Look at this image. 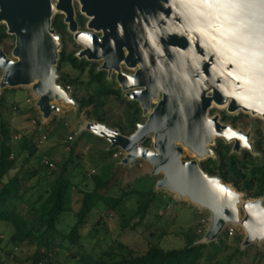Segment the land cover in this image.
I'll list each match as a JSON object with an SVG mask.
<instances>
[{
	"label": "water",
	"instance_id": "95a60500",
	"mask_svg": "<svg viewBox=\"0 0 264 264\" xmlns=\"http://www.w3.org/2000/svg\"><path fill=\"white\" fill-rule=\"evenodd\" d=\"M77 1L91 18L87 29L102 33L98 38L77 32L71 0H58L56 9L66 14L74 40L85 46L78 57L105 59L101 70H115L121 91L144 88L126 95L140 103L143 113L151 99L162 95L147 121L129 137L98 123L83 129L105 139L109 150L122 149L124 164L149 163L152 175H163L156 184L159 189L208 210L211 223L204 240L216 242L227 226L240 225L246 236L243 247L264 242L263 201L244 203L241 220L240 195L204 173L198 162L182 161L183 149L177 146L183 144L197 158L213 155L209 146L216 137L235 143V150L252 148L248 135L222 125L217 117L210 119L208 110L215 103L227 106L230 114L242 110L264 119V0ZM54 10L50 0H0V24L15 38L16 58L8 59L0 48V87H30L44 122L59 111L53 102L76 108L56 83L60 38L51 28ZM120 64L139 67L132 76L135 85L123 83L132 77L121 72ZM151 135L153 150L142 147Z\"/></svg>",
	"mask_w": 264,
	"mask_h": 264
},
{
	"label": "trees",
	"instance_id": "16d2710c",
	"mask_svg": "<svg viewBox=\"0 0 264 264\" xmlns=\"http://www.w3.org/2000/svg\"><path fill=\"white\" fill-rule=\"evenodd\" d=\"M80 24L78 22L79 26ZM8 38L10 36L7 34L6 26L0 24V48ZM70 40L73 41L72 37ZM66 67L70 68L74 75L65 73L63 70ZM55 70L57 85L70 86L73 89L70 98L73 100L78 114L84 113L86 120L95 121L107 128L117 129L125 137L131 136L136 131V127L141 124L139 119L143 112L141 108L137 107V103L127 101L121 89H115L111 85L110 76L102 71L97 63L78 59L76 52L69 50L63 38L60 42ZM94 88L97 91L91 95L90 90ZM111 101L119 104L118 109L125 107L124 112L127 114L129 130L120 121L110 124L107 116L113 110L109 106ZM3 108H6L5 97L1 95L0 119ZM241 117L242 115L233 117L232 125L235 126ZM32 120L35 121V125L27 131H12L7 121L0 120V222L11 229L5 245L0 238L1 252L9 246H13L15 250L33 247L34 252L30 264H55L54 256L57 255L58 249L73 251V257L79 258L74 264H200L203 251L208 249L209 260L206 264H230L232 256L226 261L217 260V257L228 246L226 239L229 238L226 230L223 236L208 246L197 244L201 237L191 229L187 233H183L185 246L182 249L164 250L159 244L151 242L147 244L146 249L140 247L134 249L116 241L118 254L112 247L109 250L101 251L93 246L90 249L91 253L87 252L84 245L86 237L82 232L88 224L92 211L99 209L101 203L111 212H115L121 206L123 199L129 195L125 192L118 198L106 195L105 191L111 184V175H108L107 178L106 176L91 177L93 188L81 192L82 197L78 210L72 214L73 225L68 233H59L58 225L71 213L68 205L70 192L73 188V172L81 166L80 163L74 162L73 157L77 156L78 159L80 157L75 155L77 148L75 144L70 148L69 158L61 164L51 158L48 152L39 153L42 146L38 143L40 137L45 136L46 139H50L54 136V128L56 124H59V120L54 118L52 123L46 126L35 118ZM227 120L230 119L223 116V121ZM255 151L260 155L261 164L258 165L254 161L249 163L251 165L250 177L241 174L240 162L235 157H230L228 167H222L220 170H216L217 163H214V167L211 169L200 165V169L210 177H218L224 184H232L238 191L248 192L249 198L263 199L264 202V138L257 142ZM110 154L106 151L102 153L103 156H111ZM44 158L54 165L53 169L44 165ZM33 159L38 163L35 168L37 176H32L31 172L26 171L22 177H19L18 171H21ZM13 171L16 173L10 176ZM31 179L32 182L29 181ZM243 179L245 181L241 186L240 181ZM254 188H256L255 191H253ZM133 193L138 195L140 200L129 220L121 217L122 231H135L138 227L146 224L145 222L151 216L155 220L158 219L156 215L151 214V209L155 201L161 200L160 197L152 190ZM134 220H136L135 224L131 225ZM99 222H101L100 219ZM91 236L88 234V237ZM234 240L238 245L235 249V256H244L246 251L239 248L240 239L234 238ZM63 244L66 247H63ZM3 246L5 247L3 248ZM96 251L99 252L96 253ZM11 255H13L12 251L5 252L6 258ZM0 264H3L1 258Z\"/></svg>",
	"mask_w": 264,
	"mask_h": 264
},
{
	"label": "rangeland",
	"instance_id": "374dc122",
	"mask_svg": "<svg viewBox=\"0 0 264 264\" xmlns=\"http://www.w3.org/2000/svg\"><path fill=\"white\" fill-rule=\"evenodd\" d=\"M53 5L57 4V0H50ZM75 18L77 17V10L80 9V4L77 1L73 3ZM64 15L60 12H55L51 19V28L54 30L56 35L64 38L66 30H64L63 23ZM83 26L87 25L89 18L85 17L81 19ZM66 25V24H65ZM74 34V33H73ZM72 34V35H73ZM101 35V33H97ZM69 50H74L78 54L84 49L81 44L77 42H70L68 39L65 40ZM15 47V38L10 36L5 40L4 45L1 47L8 59L16 61L13 57L12 51ZM92 62V61H91ZM100 67L103 61H94ZM121 72L127 75H134L138 68L129 69L124 64L121 65ZM65 73L72 74L70 68L66 67L63 70ZM107 72V71H106ZM108 73V72H107ZM111 85L116 89H121V84L117 80V75L115 72L108 73ZM3 76V71L0 70V81ZM85 78V76H83ZM139 90L133 89L128 91H122V94L127 99V94L132 91ZM71 92L67 93L70 97ZM90 94L93 95L97 91L96 88L90 90ZM5 97V107L1 113V119H4L9 124L12 131H23L31 130L33 127L32 119L40 121L44 126L52 123L54 118L59 120V124L55 126V135L41 146V151L39 153H46L50 155L58 164L65 162L69 158V152L71 146L76 145L74 162L80 163V168L76 169L73 174L72 179L73 188L70 192L69 199V209L71 213L65 217L60 225H58V232L66 234L69 232L70 227L73 225V213L78 210L79 202L82 197L81 192L87 191L93 188L91 177L92 176H107L111 175V184L105 191L108 197L118 198L124 192L128 193L122 203L115 212H111L101 203L99 204V209L92 211L89 216L88 224L82 234L86 237L85 239V250L91 253L92 247H96L97 250H109L111 247L118 254V249H116V241L121 244L128 246L130 248L137 249L138 247L146 249L148 243H157L164 250L171 249H182L185 246V238L183 233H187L189 230L193 229L197 235L201 238L197 241L199 245L208 246L211 242L204 240L208 227L211 223V214L208 210L200 209L197 205L193 204L189 200H185L179 197L177 194L173 193L167 189H159L156 184L163 179V175H152V166L145 162L144 160H137L133 164H124L123 159L126 153L120 149L116 148L109 150L110 144L103 138L91 135L83 126L88 123H96L95 121H88L85 118L84 113L78 114L77 108L72 105H66L63 103L53 102L59 111L51 114L47 121H42L41 114L36 108L35 104L38 97L32 92L30 87H16V88H1L0 96ZM27 99L30 103H27ZM161 100V94L157 96L156 99H152L150 102V109L142 114L139 119L140 125H143L153 109ZM139 106L140 103L135 101ZM118 103L109 102V106L113 110L108 114L107 118L112 123H120L129 128L127 114L124 112L125 107L118 109ZM141 106V105H140ZM33 114H32V113ZM242 115L241 119L237 121L236 125L233 126L231 120L225 121L223 124L231 125L237 131L242 132L244 135L249 136L248 143L251 145V149H240L235 150L233 142L225 143L221 138H216L214 142L209 146L213 155L204 158H197L193 153L186 148L183 144L179 143L177 146L183 149V155L181 157L182 161L190 162L196 161L199 166L204 165L207 168L214 167V163H217L216 170H220L222 167H228V159L230 157H235L239 160V169L242 175H247L250 177L249 164L254 161L256 164H261L260 155L255 151L257 142L264 138V119L258 116H253L250 113H245L242 110L237 111L234 114H230L227 111V107L217 108L213 105L208 110L209 118H219L223 120V116L226 117H239ZM34 117V118H33ZM0 119V120H1ZM112 129V128H109ZM117 130V129H112ZM129 130V129H128ZM118 131V130H117ZM119 132V131H118ZM13 133V132H11ZM89 134V135H87ZM73 137L72 141L68 140V137ZM68 141V142H67ZM68 143V144H67ZM75 144V145H74ZM142 147L153 150V136L148 137L146 141L142 144ZM110 152L111 156H103V152ZM113 151V152H112ZM37 161L35 159L24 166L19 177H22L26 171L31 172L32 176H37ZM244 164V166H243ZM17 171V170H16ZM16 171H13L10 176L14 175ZM32 182L33 180H29ZM244 179L240 181V185L243 186ZM232 188L233 191L240 195V217L241 220L244 217L243 204L246 202L256 201L249 198L248 192L238 191L233 187L232 184H226ZM256 188L253 189L255 191ZM152 190L158 197L160 201H155L152 205L151 214L158 217L157 220L153 219L151 216L146 224L138 227L135 231L121 230V217L125 220L129 218L135 212L137 207V202L140 200L138 195L133 192L149 191ZM262 200L263 199H259ZM264 203V202H263ZM264 205V204H263ZM99 219L101 222H99ZM205 221V225L201 222ZM134 220L131 225L135 224ZM98 223V224H97ZM100 223V225H99ZM147 225V227H146ZM231 226H227V230ZM234 234L231 238L226 239L227 249H225L219 257L218 261H226L229 257H233L230 264H264V242L254 243L249 247H243L245 240V232L240 225L233 226ZM11 229L6 224L0 222V238L2 242L5 243L10 236ZM91 234V237H88ZM224 235V234H223ZM222 235V236H223ZM234 238L240 239L239 248L242 251H246L244 256L236 255L235 249L238 246ZM60 240V238H58ZM5 246H3L4 248ZM63 247H66L63 244ZM73 250V249H72ZM71 250V251H72ZM12 251L13 255L6 258L5 252ZM34 248H22L13 249V246H9L4 251H0V258L3 264H30L33 256ZM99 251H96L98 253ZM209 250L205 249L203 251V258L200 260V264H206L209 260L208 255ZM73 251L69 252L67 249H58L56 256H54L55 264H74L78 261V257H73Z\"/></svg>",
	"mask_w": 264,
	"mask_h": 264
},
{
	"label": "flooded vegetation",
	"instance_id": "af4514ba",
	"mask_svg": "<svg viewBox=\"0 0 264 264\" xmlns=\"http://www.w3.org/2000/svg\"><path fill=\"white\" fill-rule=\"evenodd\" d=\"M77 1V0H76ZM78 2V1H77ZM52 3V2H51ZM57 3H58V0H57ZM73 3H74V1L72 2V4H71V7H72V11H73V15H74V20H75V22H76V24H77V32H92V33H94L98 38H100L101 36H102V33L101 32H93V31H90V30H88L87 29V26H88V23H89V21H90V19L91 18H89V17H87L86 16V14H84L83 12H81V5H80V9H78L77 10V12H78V14H77V17L75 18V13H74V8H73ZM78 4H80L79 2H78ZM53 5V4H52ZM57 5V4H56ZM56 5H53V7H54V13L55 12H60L61 14H63L64 15V17L66 18V14L63 12V11H60V10H57L56 9ZM53 13V14H54ZM85 17H87V18H89V21H87V25L84 27L83 26V24H82V20L81 19H83V18H85ZM65 18H64V22H65ZM78 22L79 23H81L80 24V26L78 25ZM66 24V23H65ZM64 23H63V27H64V30H66V33H68L67 31H69V33L68 34H66V36L64 35V38L63 37H61V36H59V35H57V36H59V38H60V42H61V39L63 38V39H68L70 42H77L76 40H74V34L72 33V32H70V30H69V28H68V25L66 24L65 25ZM97 33H101V35H97ZM73 34V35H72ZM72 37V39H73V41H71L70 40V38ZM78 43V42H77ZM78 44H80V43H78ZM123 51H124V55H127V52H126V50L125 49H123ZM76 57L78 58V59H84V60H86V61H88L87 59H86V57L85 56H82V57H78L77 56V54H76ZM95 60H93L92 61V63H95L94 62ZM88 62H91V61H88ZM122 65V64H121ZM121 65H120V67H121ZM99 66V65H98ZM126 66V65H125ZM100 67V66H99ZM127 67V66H126ZM127 68H129V69H134V68H138L139 69V67L138 66H136V67H134V68H131V67H127ZM100 69H101V67H100ZM137 69V70H138ZM102 71H104V70H102ZM106 72V71H105ZM107 73V72H106ZM136 73V72H135ZM108 74V73H107ZM123 74H125V73H123ZM109 75V74H108ZM126 76H133V75H127V74H125ZM111 76V75H110ZM61 87V86H60ZM61 88H63V87H61ZM137 89H139V90H135V91H142V89H144V88H137ZM131 90H133V89H131ZM133 92V91H132ZM160 94V93H159ZM161 97H162V95H161ZM128 99V98H127ZM152 100V99H151ZM150 100V101H151ZM127 101H129L130 102V100L128 99ZM151 103V102H150ZM137 107H139V108H141V110H142V112H143V109H142V107L139 105H137ZM230 120L232 119L231 117H228ZM211 119V118H210ZM227 121H229V120H227ZM239 121V120H238ZM219 122L222 124V125H224L223 123H224V121L223 120H221V119H219ZM223 122V123H222ZM237 123V122H236ZM225 126H230L233 130H235V131H237L236 129H234L231 125H227V123L225 124ZM153 136V135H152ZM217 138H219V137H217ZM234 145H235V143H233Z\"/></svg>",
	"mask_w": 264,
	"mask_h": 264
},
{
	"label": "built area",
	"instance_id": "2783aa9c",
	"mask_svg": "<svg viewBox=\"0 0 264 264\" xmlns=\"http://www.w3.org/2000/svg\"><path fill=\"white\" fill-rule=\"evenodd\" d=\"M66 93H70L71 92V88H70V86H65V87H63L62 88ZM27 103H30V100L29 99H27V101H26ZM32 122V124L33 125H35V121L34 120H32L31 121ZM46 137L45 136H41L40 137V139H39V141H38V143H39V145H43L45 142H46ZM68 140L69 141H72L73 140V137H68ZM11 158H12V156H11ZM43 163H44V165H46V166H48L49 168H51V169H53L54 168V165L52 164V163H50L49 162V160L48 159H43ZM203 225H205V221H203L202 220V222H201ZM234 227L233 226H231V227H229L226 231V233H227V237L228 238H231L232 236H233V234H234V229H233Z\"/></svg>",
	"mask_w": 264,
	"mask_h": 264
},
{
	"label": "bare ground",
	"instance_id": "6f19581e",
	"mask_svg": "<svg viewBox=\"0 0 264 264\" xmlns=\"http://www.w3.org/2000/svg\"><path fill=\"white\" fill-rule=\"evenodd\" d=\"M73 1H76V0H71V4H72V2ZM84 48H85V46L82 44V43H80ZM89 47V46H88ZM89 50H90V48H89ZM93 56H95V54L92 52V49L89 51ZM99 60H101V61H103L104 62V60L105 59H103L102 57L99 59ZM109 61V60H108ZM121 65V64H120ZM111 72H115V70H111ZM132 77V76H131ZM136 80L132 77V78H129V79H127V80H124L123 81V83H125L126 85H128V86H131V84H133V85H135L136 84ZM28 86H31V85H28ZM138 98L139 99H141L142 101H144V98H143V96L142 95H138ZM214 107H217V108H224V107H227V106H218V105H216L215 103H213L212 104ZM152 136V135H151ZM217 138V137H216ZM215 138V139H216ZM112 141H114V142H117V143H120L123 147H128V145H127V143H125V142H123V141H120V140H118V139H116V138H112ZM187 148V147H186ZM192 152V151H191ZM193 153V152H192ZM193 155H194V153H193ZM183 199H185V200H188V198L186 197V196H184V197H182Z\"/></svg>",
	"mask_w": 264,
	"mask_h": 264
}]
</instances>
